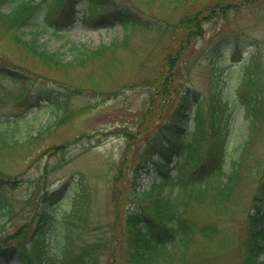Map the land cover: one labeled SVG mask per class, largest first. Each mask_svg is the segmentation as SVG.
<instances>
[{
  "label": "rangeland",
  "instance_id": "1",
  "mask_svg": "<svg viewBox=\"0 0 264 264\" xmlns=\"http://www.w3.org/2000/svg\"><path fill=\"white\" fill-rule=\"evenodd\" d=\"M74 1L61 37L52 29L39 36L48 51L60 52L59 66L34 58L0 21V123L18 122L15 138L22 143L0 150L13 213L4 234L33 219L45 206L43 195L80 187L92 206L84 233L90 230L105 242L98 264H127L125 219L137 212L134 195L157 178L143 152L167 143L175 122L184 131L195 128L193 105L181 97L202 100L205 111L216 92L230 96L228 107L238 103L228 113L225 134L203 141L204 154L224 146L223 172L229 173L228 160L238 157L236 146L248 130L245 98L259 93L261 117L243 154L238 186L228 200L216 203L219 209L209 204L212 195L192 209L200 224L217 226L218 245L213 253L195 237L190 255L204 250L200 264H242L247 217L263 192L264 0H106L107 9L114 5L136 23L126 38L117 21L100 22L87 0ZM50 9L55 10L52 4ZM31 30L24 31V40ZM73 45L91 52L82 63L74 60ZM243 74L255 76L253 83ZM60 99L65 100L61 111ZM57 115L60 121L47 130ZM28 137L36 139L23 144ZM205 174L187 171L185 179L203 180ZM258 227L264 233V223ZM0 264L18 261L9 252Z\"/></svg>",
  "mask_w": 264,
  "mask_h": 264
},
{
  "label": "trees",
  "instance_id": "2",
  "mask_svg": "<svg viewBox=\"0 0 264 264\" xmlns=\"http://www.w3.org/2000/svg\"><path fill=\"white\" fill-rule=\"evenodd\" d=\"M87 1L92 8V15L97 14L100 22H106L109 18L117 21L124 31V38L135 29L136 23L132 21L130 14L116 9L114 5L107 9L106 0ZM50 4L55 10L50 9ZM74 7V0H0V21L13 29L12 39L24 45L34 58L42 60L46 66H59L63 61L60 52L48 51L39 43V36L52 29L55 37H61L60 33L71 21ZM54 12L57 15L55 20L51 17ZM30 28L33 29L30 31L31 36L24 40L22 35ZM72 47L71 50L76 54L74 60L79 63L91 53L84 45L79 48L75 45ZM242 77H245V81L250 79L252 83L255 78L249 75L246 77L244 74ZM258 94H250L245 98L243 109L249 123L248 130L242 143L236 146L238 157L228 160L229 173L223 172L226 161L224 146L222 149L219 146L214 147L216 150L212 148V153L204 154L203 141L210 135L214 142L220 135L225 134L228 113L238 103L231 101L228 107L230 96L224 95L223 98L216 92L205 111L202 100L191 95L181 97L183 102L187 104L190 101L193 105L195 128L184 131L180 129L181 122H175L176 128L169 130L170 138L167 143L161 141L159 148L144 150L143 157H147L148 163L155 164L158 178L152 182L148 191H138L134 195L138 205L137 212L125 219L123 239L127 264H200L199 259L204 250L190 255L195 237L202 239L205 246L209 245L208 249L214 248L213 253H216L217 226L213 222L200 224L201 219L193 214L192 209L194 204H205L209 195L213 196V201L209 204L214 206V210L219 209L221 206L216 203L221 204L228 200L238 186L243 154L261 117ZM64 105L65 100L60 99L57 110L61 111ZM187 110L188 107H184V112ZM59 121L57 115L54 124L48 126L47 130ZM18 130V122L0 123V150L22 144L15 138ZM41 134L39 132L38 135ZM35 139L28 137L23 144ZM155 155L160 158L154 159ZM176 155L173 166L169 168L172 157ZM171 170L174 171L173 175H170ZM187 171L193 175L201 171L203 174L205 171V179L187 180ZM7 181L0 173V217L3 219L0 224V250L4 246L5 250H11L19 264H98L97 256L104 252L105 242L96 234H91L90 230L87 235L84 233L92 210L91 200L85 190L75 187L68 194L62 193L61 189L50 195H43L41 201L44 208L38 210L28 223L5 235L4 229L13 222L6 189ZM10 186L14 188L15 182ZM261 189L262 195L257 198L247 217L242 264H264V260L260 259L264 255V233L258 227L264 223V178Z\"/></svg>",
  "mask_w": 264,
  "mask_h": 264
}]
</instances>
